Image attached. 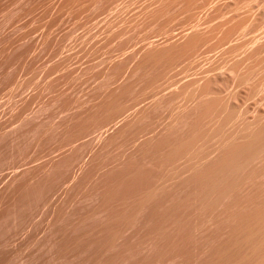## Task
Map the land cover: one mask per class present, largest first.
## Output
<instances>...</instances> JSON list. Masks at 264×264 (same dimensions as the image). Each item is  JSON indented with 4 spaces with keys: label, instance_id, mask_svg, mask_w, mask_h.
Segmentation results:
<instances>
[{
    "label": "rangeland",
    "instance_id": "374dc122",
    "mask_svg": "<svg viewBox=\"0 0 264 264\" xmlns=\"http://www.w3.org/2000/svg\"><path fill=\"white\" fill-rule=\"evenodd\" d=\"M0 264H264V0H0Z\"/></svg>",
    "mask_w": 264,
    "mask_h": 264
}]
</instances>
